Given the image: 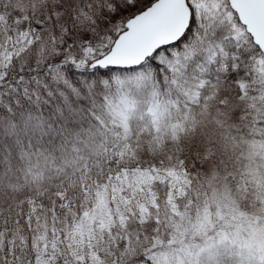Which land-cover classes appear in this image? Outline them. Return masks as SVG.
I'll list each match as a JSON object with an SVG mask.
<instances>
[{"label":"snow or ice","instance_id":"6c2138e0","mask_svg":"<svg viewBox=\"0 0 264 264\" xmlns=\"http://www.w3.org/2000/svg\"><path fill=\"white\" fill-rule=\"evenodd\" d=\"M0 264H264V0H0Z\"/></svg>","mask_w":264,"mask_h":264}]
</instances>
